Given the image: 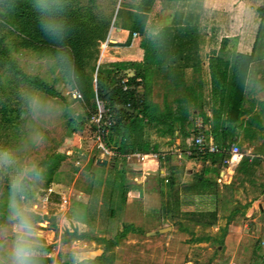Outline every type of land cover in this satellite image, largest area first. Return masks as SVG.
Here are the masks:
<instances>
[{"label": "rangeland", "instance_id": "1", "mask_svg": "<svg viewBox=\"0 0 264 264\" xmlns=\"http://www.w3.org/2000/svg\"><path fill=\"white\" fill-rule=\"evenodd\" d=\"M138 1L65 0V6L79 10L85 19L91 17L101 23H109L104 41L95 43V46L86 52L89 56L84 57V70L92 92L95 91L97 66L105 65V59L116 60L110 58L119 59L121 56L122 51L119 52L116 45L106 44L107 40H114L111 36L118 29L119 23L115 18L117 8L122 12V21L127 23L128 14ZM181 1L166 0L163 3L181 5ZM213 1L210 5L218 9L216 20L220 29L219 35L239 39L237 49L251 48L258 22L255 7L259 6L261 1L264 3V0ZM160 5L162 2L155 1L149 15L161 12ZM177 9L181 7L176 6L174 13H178ZM1 12L0 9V15ZM189 13L183 15L184 18H188ZM0 41V47L6 50L10 59L26 76L39 79L52 87L62 99L61 101L49 97L20 79L10 76L4 66H0V104L6 103L21 114L20 120L14 125L2 126L0 123V149L11 150L20 167L36 165L40 170L39 179L25 181L28 186L27 199L33 208V220L42 236L41 245L51 247L50 251L43 252L40 264L41 260L46 259L50 260L46 264H74L93 258L103 250L101 240L119 236L122 230L125 231L123 236L112 247L113 264H264L262 239H251L257 242L260 254L256 252L250 262L246 254L240 252L241 244L233 260L229 262L221 249H217L216 240L201 246L189 244L185 251L184 246H180L181 242L170 243L167 247L161 236H153L151 229L160 226L163 228L165 224L176 225L179 220L186 219V213H173L171 219L169 215H162L163 205L169 199L167 183L163 181L172 176L175 186H178L187 170L197 173L202 170L201 166H195L187 159V147L181 145L179 135L175 138L178 143L173 145L176 153L169 152L168 159H165L166 155L163 154L164 159L155 164L141 165L134 159H117L113 162L112 157H99L94 148L92 123L86 116L81 99L72 96L76 89L69 84L61 58L54 57L44 49L22 45L21 37L2 24ZM254 50L255 60L246 93L251 92L250 104L256 108L250 114L248 103L243 104L248 123L239 128L241 138L240 135L237 137L236 145L240 151L244 150L241 140L264 141V101L257 100L259 96L264 98V21L261 22V31ZM255 78L262 80L255 83ZM25 97H35L38 100L35 112L29 109ZM37 137L42 139L37 142ZM97 159H100V162L105 160V165H96ZM222 161L223 159L221 167L224 166ZM216 164L210 160L208 162L209 168L213 170L214 166L216 171L220 170L221 167ZM148 171H157L158 174L152 175ZM216 171H211L213 178ZM8 183L9 176L5 175L2 180L4 194L0 195V223L7 222ZM118 183H121L125 191L124 205L120 200L121 190L117 189ZM48 188L52 193L44 202L42 197ZM110 209L113 211L112 216H109ZM219 215L225 216L222 213ZM233 225L235 229L234 223H231L230 227ZM212 230L214 231L209 226L200 227L192 232L189 243H196L197 238H210L207 234H211ZM248 230L246 227L243 231ZM166 232L167 230H164L159 235ZM73 236H78V239ZM148 237L151 241L145 242Z\"/></svg>", "mask_w": 264, "mask_h": 264}, {"label": "trees", "instance_id": "2", "mask_svg": "<svg viewBox=\"0 0 264 264\" xmlns=\"http://www.w3.org/2000/svg\"><path fill=\"white\" fill-rule=\"evenodd\" d=\"M155 1L164 2L166 0H139L133 10L129 12L127 23L122 21V12L120 8H117L115 12V18L119 23L117 28L126 30L128 36L124 43L116 46L128 47L131 43L132 33L145 39L147 20ZM0 9L2 10L0 24L18 34L21 37L22 45L31 46L34 49H44L54 57L70 59L75 87L70 81L69 84L80 94L79 100L81 99L80 102L86 110V116L90 117L96 112L94 97L101 103L107 114H110V123L106 126L104 143L114 153L111 158L113 162L117 159L123 161L126 155L133 153L156 154L158 161L164 159L162 155L165 154V159H168L172 140L179 135L181 145L187 147L189 151V155H186L188 160L201 163L210 160L221 167V160L225 159L227 154L198 152L192 146L194 137L197 134H202L205 140H210L216 147L228 148L230 145H235L237 130L244 123H248L247 119L244 121L241 117L246 113L243 104L255 60L254 49L261 31V22L264 21V3L262 1L259 6L255 7L258 22L250 50L247 52L238 51L239 39L222 35L218 41V50L207 56L204 70L199 67L198 55L190 50V47L198 42L186 29L182 33H175L172 37L166 36V31L161 30L149 41V44L156 48L157 55L160 57L164 55L163 48L166 45H173L176 50L184 48L186 51L184 54L186 57L185 66L190 65L191 67L182 86V95L169 103L164 101L160 107L149 100L147 72L139 68L138 63H135L133 54L127 56V60L123 58L105 59L107 62L105 65L97 66L95 91L92 92L84 70V57L89 56L86 55L87 51L93 48L95 43L104 41L108 22L101 23L91 17L85 19L79 10L66 5L62 19L68 29L67 35L64 41L56 42L41 31L38 19L41 14L38 0H0ZM198 40L199 43H203L202 38ZM210 40L213 39L210 38L209 42ZM139 46L142 48L143 43L141 42ZM102 47L103 44H101ZM1 65L10 76L20 79L49 97L62 101L60 95L52 87L39 79L26 76L2 47H0ZM157 65H160V60ZM62 68L65 70L64 64H62ZM119 105L132 110V112L115 110L114 106ZM20 117V112L9 107L8 104H0L2 126L14 125L18 123ZM91 129L93 131L94 127L92 126ZM206 171L211 172L216 169ZM165 183H167L169 199L163 205L162 215H169L168 217L171 219L173 213L178 212L179 191L176 189L172 176L165 179ZM212 187V182L200 177V179H195L194 183L188 184L186 189L197 191L200 188H210L211 190ZM117 189L121 190L120 200L124 205L125 191L122 189L121 183L117 184ZM112 214L113 211L110 209L109 216ZM185 215L191 221L207 226L215 221L216 214L212 212L206 214L186 213ZM124 232L122 230L119 236L105 241L101 240L104 246L100 254L74 264H113L112 247L116 245ZM77 237L73 236L74 239H78ZM250 245L252 252L260 254V247L255 240H251ZM50 249V246L42 247L43 252H48ZM41 261L42 264H46L50 260Z\"/></svg>", "mask_w": 264, "mask_h": 264}, {"label": "crops", "instance_id": "3", "mask_svg": "<svg viewBox=\"0 0 264 264\" xmlns=\"http://www.w3.org/2000/svg\"><path fill=\"white\" fill-rule=\"evenodd\" d=\"M211 2L214 3L213 0H182L181 5L162 2L160 5L161 12L148 17L145 39L137 34L135 39L131 34V43L128 47L115 46L118 51H123L119 58L127 60V56L133 54L135 63H138L139 68L147 72L149 100L153 104L160 107L164 101L169 103L181 96L183 93L182 86L191 67L190 65L185 66L186 57L184 54L186 51L184 48L176 50L173 45H166L163 48L164 55L160 57L157 55L156 48L150 45L149 41L161 30L166 31V36L172 37L175 33H182L186 29L198 42L192 45L190 50L198 55L199 67L204 70L207 56L218 50V41L221 37L216 20L218 9L210 5ZM176 6L181 7V9H177L178 13H174ZM186 13H189L188 18L183 16ZM115 32L111 36L114 40H107L106 44L117 45L125 42L128 32L121 29H116ZM199 38H202L203 43H199ZM210 38L213 40L209 42ZM141 42L143 43L142 48L139 46ZM237 50L247 52L250 48H238ZM151 52L153 53L151 54ZM144 53L146 57L143 56ZM110 59H118V57ZM159 60L160 65H157ZM249 80L251 81V78ZM261 80V78H255V83L261 82ZM250 94V91L245 94L244 104L248 103V111L252 114L256 107L250 104L252 99ZM257 100L263 102L264 98L259 96ZM261 113L263 114L262 111ZM241 118L242 120L246 119L245 116ZM240 131L237 130L235 145L237 144V137L240 135L241 138ZM176 140H173V145L178 143L175 142ZM241 142L244 150L240 152L243 156L236 167L226 168L222 166L213 178L212 173L206 171L211 170L208 162L201 163L190 160L193 165L201 166L202 170L198 173L187 170L182 176L180 185L176 186L179 191L177 208L179 213L206 214L215 212V221L207 225L214 229L211 234H207L210 238H197L196 243H189L192 232L200 229V227H205V225L191 221L187 216L186 219L179 220V224H165L162 226L163 228L160 226L151 229L150 232H153V236L155 234L161 236L165 241L164 245L167 247L170 243L181 242L180 246H184L183 250L185 251H187L189 244L201 246L206 245V242L208 244V242L216 240L218 241L217 249H221L220 251L229 262L233 260L237 248L241 244L240 252L246 254L249 262L254 258L256 252H252L250 247L251 239L257 238L264 241V141L241 140ZM200 177L212 182L211 190L210 188H200L197 191L186 189L188 184L194 183L195 179H200ZM220 213L225 214V216H220ZM231 223L235 224V229L234 225L230 227ZM246 227L249 228L248 232L243 231ZM160 229L167 230V232L159 235L158 230ZM144 234L147 235V233ZM200 239L203 240L200 241ZM146 241L151 240L148 237ZM169 252L171 253V249Z\"/></svg>", "mask_w": 264, "mask_h": 264}, {"label": "clouds", "instance_id": "4", "mask_svg": "<svg viewBox=\"0 0 264 264\" xmlns=\"http://www.w3.org/2000/svg\"><path fill=\"white\" fill-rule=\"evenodd\" d=\"M40 4L39 23L41 31L49 39L62 42L67 35V26L62 19L65 0H38ZM65 73L75 87L72 64L68 57H61ZM32 112L38 108L35 97H25ZM37 142L42 137H37ZM11 170V171H10ZM9 176L6 223H0V264H40L42 236L33 220V208L27 199L26 180L40 178L36 165L20 167L11 150L0 149V195L4 194L2 180Z\"/></svg>", "mask_w": 264, "mask_h": 264}, {"label": "built area", "instance_id": "5", "mask_svg": "<svg viewBox=\"0 0 264 264\" xmlns=\"http://www.w3.org/2000/svg\"><path fill=\"white\" fill-rule=\"evenodd\" d=\"M135 36L136 34L132 33V37H135ZM72 96L73 98H80V95L76 91L73 92ZM94 103L96 106V112L89 117L90 123H92V126L94 127L93 129L94 148L98 152L99 157L109 158V157L114 156V153L109 148L106 147L104 143V137L107 132L106 126H108L110 123L109 121L110 114H107V111L104 110L101 103L97 101L95 97H94ZM192 146L198 152L206 151L207 153H211V154L226 153L227 157L223 159L222 161L224 167L226 168L236 167L243 156L236 145H230L228 148H218L215 145H213L210 142V140H205L202 134H197L194 137ZM174 153H176V151L174 150V146L172 144L170 154H174ZM185 154L189 155V151L186 150ZM124 159L126 160L134 159L137 163H140L141 165L143 164L150 165L152 163L155 164L158 161V156L156 154L133 153V154L126 155ZM51 193H52V190L50 188L46 189L42 197V200L46 202ZM260 244H263V242H260Z\"/></svg>", "mask_w": 264, "mask_h": 264}, {"label": "water", "instance_id": "6", "mask_svg": "<svg viewBox=\"0 0 264 264\" xmlns=\"http://www.w3.org/2000/svg\"><path fill=\"white\" fill-rule=\"evenodd\" d=\"M116 8H117V7H116ZM115 10H116V9H115ZM114 109H115V110H123V111H125V112H129V113L132 112V110H129V109H127L126 107H123V106H121V105H119V106H114ZM105 163H106L105 160H102V161L100 162V159H97L96 162H95V164L98 165V166H103V165H105ZM148 173H150V174H152V175H156V174H158L157 171H148ZM163 231H164V229H160V230H158V232H163Z\"/></svg>", "mask_w": 264, "mask_h": 264}]
</instances>
